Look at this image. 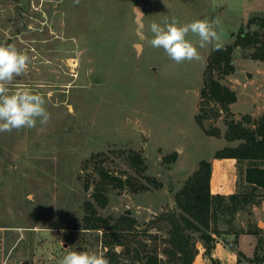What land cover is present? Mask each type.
I'll list each match as a JSON object with an SVG mask.
<instances>
[{"label": "rangeland", "instance_id": "1", "mask_svg": "<svg viewBox=\"0 0 264 264\" xmlns=\"http://www.w3.org/2000/svg\"><path fill=\"white\" fill-rule=\"evenodd\" d=\"M134 7L145 15L143 28L134 23ZM248 8L242 0H0V44L30 57L9 90L42 95L51 114L47 124L0 132V264H59L68 251L106 257L104 231L86 229L83 221L85 203H95L100 169L151 187L110 188L108 205L98 207L102 217L128 214L137 221L130 248L166 237L158 231L163 222L149 226L175 209V194L201 161L213 167L232 162L237 190L242 186L248 162L238 169L236 160L219 161L215 154L239 144L226 137L231 119L257 122L264 113V75L253 49H235L234 73H214L235 94L234 103L223 108L201 92L212 51L232 44L242 30L256 29L249 20L264 17ZM172 17L180 24L218 21L219 38L199 48L189 33L200 59L177 64L148 43L151 23L163 26ZM144 175L164 186L154 187ZM215 180L219 186L220 176ZM259 196L263 202L251 214L240 212L236 227L247 229L251 221L264 237L258 226L264 225V191ZM255 238L244 243L248 250H255ZM116 251L128 260L124 247Z\"/></svg>", "mask_w": 264, "mask_h": 264}, {"label": "trees", "instance_id": "2", "mask_svg": "<svg viewBox=\"0 0 264 264\" xmlns=\"http://www.w3.org/2000/svg\"><path fill=\"white\" fill-rule=\"evenodd\" d=\"M249 25L256 26V29L242 30L232 44L214 49L209 56L207 80L201 93L221 104L223 108L234 103L235 94L215 80L214 73H234V51L238 47L253 49L251 57L264 61V17L249 20ZM198 119L202 121L201 116ZM226 137L230 141H238L239 144L216 152L215 158L235 159L238 169L242 162H248L242 186H238V190L230 195L213 194L212 163L201 161L198 170L175 194V209L163 213L149 226L152 228L163 222L164 224L158 226V231H165L166 237L160 240L159 236H153L149 244L137 242L130 248L128 241L130 238L135 241L136 236L131 233L137 221L128 214H122L116 219L102 217L98 213V207L105 208L108 205V196L105 193L110 188L123 189L130 186L134 192H139L150 190V185L135 182L129 177L123 179L111 176L104 169L99 170L95 203H85L87 214L83 221L86 229L104 231V246L108 249L106 258L110 260V264H193L199 253V243L203 244L205 254L211 258L217 239L224 234L234 236L233 241L224 239L231 248L239 244L241 234L256 236L257 244L253 256L248 257L243 251H237L238 264H264V237L261 230L254 227L251 221L247 223V229L236 227L240 212L250 211L251 214L253 206L263 202L259 195L260 191H264V113L257 122H251L249 116L240 121L231 119ZM130 160L136 168L142 167V160L137 155H132ZM140 170L144 171L145 168ZM144 178L156 188L164 186L155 178L146 175ZM221 225H226L227 231H222ZM118 246L124 247L128 260L125 261L123 254L116 251ZM211 261L215 264L212 258Z\"/></svg>", "mask_w": 264, "mask_h": 264}, {"label": "clouds", "instance_id": "3", "mask_svg": "<svg viewBox=\"0 0 264 264\" xmlns=\"http://www.w3.org/2000/svg\"><path fill=\"white\" fill-rule=\"evenodd\" d=\"M78 4L79 0H74ZM134 23L144 27V13L133 8ZM218 21L194 20L180 24L177 18L165 19L163 26L153 22L150 25L153 37L148 41L152 48L163 49L167 56L177 64L200 59L198 47L187 39L189 33L198 37L199 48H204L219 37L213 25ZM141 48L142 45H135ZM30 57L19 51L14 45L0 44V132H11L22 128H34L37 121L47 124L51 114L46 110L42 95L31 90L10 92V85L15 77L28 70ZM264 227V225H258ZM59 264H110L103 254L88 251H68Z\"/></svg>", "mask_w": 264, "mask_h": 264}, {"label": "crops", "instance_id": "4", "mask_svg": "<svg viewBox=\"0 0 264 264\" xmlns=\"http://www.w3.org/2000/svg\"><path fill=\"white\" fill-rule=\"evenodd\" d=\"M243 4L249 5V11L251 13H261L264 15V0H242ZM256 68L259 70V73L264 75V61H257ZM217 159V158H216ZM219 161H235V159H217ZM213 167L212 164V178H211V191L213 194H223L230 195L236 192L237 190V175L236 169L232 162L229 164L216 163ZM220 176L221 183L217 186L215 177ZM215 186L216 190H213ZM217 187V188H216ZM219 189V190H218ZM231 241L234 240V236L230 237ZM256 241L254 235H241L239 237L238 249H235V246L230 248L224 242V239L218 238L214 249L211 252V258L214 260L215 264H238L237 251H243L248 257H252L254 254V249L248 250L245 244L253 243ZM199 253L195 258L193 264H212L211 258L205 254L204 246H198Z\"/></svg>", "mask_w": 264, "mask_h": 264}, {"label": "water", "instance_id": "5", "mask_svg": "<svg viewBox=\"0 0 264 264\" xmlns=\"http://www.w3.org/2000/svg\"><path fill=\"white\" fill-rule=\"evenodd\" d=\"M140 49V48H139ZM238 247L237 246H235V249H237Z\"/></svg>", "mask_w": 264, "mask_h": 264}]
</instances>
